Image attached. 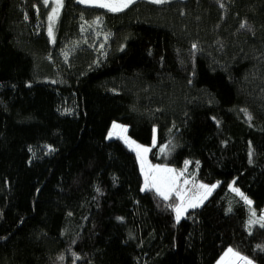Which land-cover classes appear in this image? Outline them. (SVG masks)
Listing matches in <instances>:
<instances>
[{"label":"trees","instance_id":"16d2710c","mask_svg":"<svg viewBox=\"0 0 264 264\" xmlns=\"http://www.w3.org/2000/svg\"><path fill=\"white\" fill-rule=\"evenodd\" d=\"M47 15L0 0V264H214L227 248L264 264V227L246 228L264 209V0H63L53 41ZM113 120L152 163L217 187L176 221Z\"/></svg>","mask_w":264,"mask_h":264},{"label":"rangeland","instance_id":"374dc122","mask_svg":"<svg viewBox=\"0 0 264 264\" xmlns=\"http://www.w3.org/2000/svg\"><path fill=\"white\" fill-rule=\"evenodd\" d=\"M78 1L83 3V4L93 5V6H97V2H101V3L112 2V0H92V2H87V3L82 2V0H78ZM147 1L152 2V0H147ZM166 1H169V0H166ZM62 2H63V0H62ZM47 6H48V15H47L46 29H47L48 37L50 38L51 41H53L54 32H53L52 37H50L48 29H49L50 24H51L52 29H53L55 21L59 15L60 10H61L62 3L59 6L58 15L56 16L54 22L49 21L48 16L51 14L52 9L54 7H57L55 0H48ZM102 8H105V7H102ZM105 9L109 10L108 8H105ZM114 124L117 125L118 127H113ZM106 136L108 139L118 138V139L122 140V142L128 148H130L131 150L134 151V153L136 155L137 162H138V166L140 169V173L142 175V180H143L142 185H141V189L152 188L157 192L156 187L152 186L153 178H155V182H156L157 186H159L162 191H166L167 186L163 183V179L164 178H175L174 184L171 186L172 190L170 192H168V197L172 194H175L178 198V204L177 205H179L183 209L181 214H180L179 220L181 218H183L189 210L200 207L202 205V203L208 198V196L211 194V192L218 185L215 182L214 183H202L199 180H197L195 172L189 168V161H187L188 162L187 165L184 163V165L180 168H174L172 166H168L165 164H154V163H152L148 159V152H149L150 147L148 145L141 144L138 141H136L135 139H133L128 134V126L124 123L118 122L116 120L111 121ZM137 146H139V147H137ZM142 149H148V151L144 152V151H142ZM138 153H139V158H138ZM141 158L143 159V164H144L143 169L141 168ZM157 166L160 169L166 168V169H172L173 171L172 172L158 171ZM146 174L149 177V186L148 187H145V175ZM185 181H187V183H185ZM201 185H205L207 187H201ZM213 185H215L214 188L212 187ZM209 189H211V190L209 191ZM230 189L234 190V189H238V188L233 186V184H232V185H230ZM235 192L237 194H241V191L239 189H238V192L237 191H235ZM247 200L250 201V199H248V198H247ZM192 204H197L198 206L191 207L190 205H192ZM253 213H255V212H251L249 218H247V220H246V228L248 230H251V228H253L254 225H260L263 223L260 220V217L264 216V209L261 212L260 216H258L256 213H255V215H253ZM174 217H175V220L178 221L177 220L176 207L174 209ZM250 221H256V222L250 223ZM228 249H232V248H227V250L221 254V256L219 257L218 261L215 264H225V263L228 264L231 261V259L229 257ZM239 258H241V257L238 255L237 259H239Z\"/></svg>","mask_w":264,"mask_h":264},{"label":"snow or ice","instance_id":"6c2138e0","mask_svg":"<svg viewBox=\"0 0 264 264\" xmlns=\"http://www.w3.org/2000/svg\"><path fill=\"white\" fill-rule=\"evenodd\" d=\"M82 2L87 3V2H92V0H82ZM133 2H134V0H112V2H110V3L97 2V6L108 8L109 10H111L113 12H118V11H122L124 8H127ZM152 2L153 3H157V4H161V3H165L166 0H152ZM44 3L47 6L48 5V0H44ZM55 3L57 5V7H54L52 9L51 14L48 16L49 21H52V22H54L56 16L58 15L59 6L61 5L62 0H55ZM244 26L245 25H243V24L241 25V27H244ZM48 32H49V36L52 37L53 29H52L51 24L49 26ZM113 127H118V126L114 124ZM137 147H139V146H137ZM142 151L147 152L148 149H142ZM249 155L251 156V152H250ZM138 158H139V153H138ZM187 163L188 162L186 161L185 164L187 165ZM143 167H144L143 159L141 158V168L143 169ZM157 170L158 171H162V172H172L173 171L172 169H166V168L165 169H160L158 166H157ZM174 181H175V178H164L163 179V183L167 186V190L166 191H162L161 188L159 186H157V184L155 182V178H153L152 186L156 187L158 195L162 196L165 200H167L168 199V192H170L172 190L171 186L174 184ZM185 183H187V181H185ZM148 186H149V177L146 174L145 175V187H148ZM201 187H207V186L201 185ZM212 187L214 188L215 185H213ZM210 190L211 189H209V191ZM234 190L238 192V189H234ZM240 195L243 196L242 193ZM244 199L246 200L247 203L251 204V201H248L246 197ZM190 206L191 207H196L198 205L197 204H192ZM182 210L183 209L179 205L176 206L177 220H179V217H180V214H181ZM253 215H255V213H253ZM260 220L264 221V216H261ZM255 222L256 221H250V223H255ZM261 227H264V223L261 224ZM228 253H232L233 255H238L237 253H233L232 249H228ZM241 259H245L246 260V264H252V262L248 261L247 258L241 257Z\"/></svg>","mask_w":264,"mask_h":264},{"label":"crops","instance_id":"0c3cea01","mask_svg":"<svg viewBox=\"0 0 264 264\" xmlns=\"http://www.w3.org/2000/svg\"><path fill=\"white\" fill-rule=\"evenodd\" d=\"M227 250V249H226ZM225 250V251H226ZM233 253H237V252H235L234 250H233ZM238 254V253H237ZM229 257H230V259H231V261L228 263V264H233L235 261H236V259L238 258V255H233L232 253H229ZM219 259V258H218ZM218 259H217V261H218ZM216 261V262H217ZM215 262V263H216ZM214 263V264H215ZM225 264H227V263H225Z\"/></svg>","mask_w":264,"mask_h":264},{"label":"built area","instance_id":"2783aa9c","mask_svg":"<svg viewBox=\"0 0 264 264\" xmlns=\"http://www.w3.org/2000/svg\"><path fill=\"white\" fill-rule=\"evenodd\" d=\"M234 264H246V261H245V259H241V258H239V259H237V260L235 261Z\"/></svg>","mask_w":264,"mask_h":264}]
</instances>
